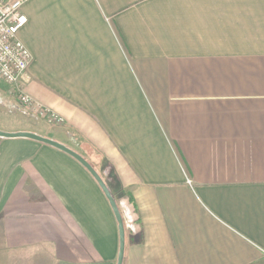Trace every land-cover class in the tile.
<instances>
[{"label": "crops", "instance_id": "crops-1", "mask_svg": "<svg viewBox=\"0 0 264 264\" xmlns=\"http://www.w3.org/2000/svg\"><path fill=\"white\" fill-rule=\"evenodd\" d=\"M22 12L32 60L14 86L0 81V130L93 167L123 220V264H264V0H29ZM118 251L79 162L0 138V264H116Z\"/></svg>", "mask_w": 264, "mask_h": 264}, {"label": "built area", "instance_id": "built-area-1", "mask_svg": "<svg viewBox=\"0 0 264 264\" xmlns=\"http://www.w3.org/2000/svg\"><path fill=\"white\" fill-rule=\"evenodd\" d=\"M28 1L0 0V81L8 86L26 78L32 60L29 50L19 39L20 31L27 24L22 7ZM17 98L19 104L35 117L51 125L64 124V119L57 113L22 91L17 92Z\"/></svg>", "mask_w": 264, "mask_h": 264}, {"label": "water", "instance_id": "water-1", "mask_svg": "<svg viewBox=\"0 0 264 264\" xmlns=\"http://www.w3.org/2000/svg\"><path fill=\"white\" fill-rule=\"evenodd\" d=\"M0 138L3 139H27L31 140L43 145H47L50 147H53L61 152L66 153L67 155L71 156L74 158L77 162H79L88 172L89 174L93 177V179L97 182L98 186L100 187L101 191L103 192L105 198L107 199L111 210L113 212V215L115 217V220L117 222L118 226V235H119V251H118V257H117V262L116 264H123V257H124V249H125V230H124V224L123 220L120 214V211L117 207V204L112 197L111 193L109 192L108 188L100 178V176L97 174V172L93 169V167L86 161L84 160L80 155L75 153L74 151L70 150L66 146L51 140L49 138L31 133V132H4L0 130Z\"/></svg>", "mask_w": 264, "mask_h": 264}, {"label": "rangeland", "instance_id": "rangeland-1", "mask_svg": "<svg viewBox=\"0 0 264 264\" xmlns=\"http://www.w3.org/2000/svg\"><path fill=\"white\" fill-rule=\"evenodd\" d=\"M33 119V118H32ZM5 115H2V114H0V126L1 127H5L6 126V122H5ZM31 122H32V120H31ZM35 134V133H34Z\"/></svg>", "mask_w": 264, "mask_h": 264}]
</instances>
